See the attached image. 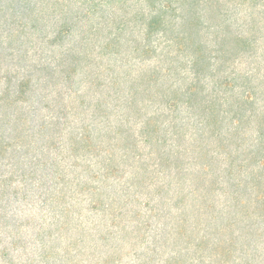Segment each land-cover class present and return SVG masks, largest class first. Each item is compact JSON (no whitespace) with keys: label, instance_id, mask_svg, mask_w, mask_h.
<instances>
[{"label":"trees","instance_id":"obj_1","mask_svg":"<svg viewBox=\"0 0 264 264\" xmlns=\"http://www.w3.org/2000/svg\"><path fill=\"white\" fill-rule=\"evenodd\" d=\"M76 1L89 6L75 9L73 3H77L73 0H0V24L13 25L9 27L20 36H26L27 30L43 33L41 24L47 15L59 16L60 23L52 34L45 32L41 38L52 47L65 48L49 72L21 63L16 76L8 72L0 78L6 82L0 90V158L8 157L12 167H20L21 163L26 165L21 159L31 154L28 165L34 170L31 173L29 169L30 177L37 175L42 166L51 167L41 175L52 181L46 199L49 216L36 231L39 244L33 254L35 261L116 264L117 253H105L104 246L114 242V230L130 213L131 219L137 218V225L126 233H139L137 239L145 238L147 223L150 218L160 217V207L164 205L161 194L165 186L160 183L164 168L171 169L179 187V197L174 198L184 206L176 217L178 241L185 238L187 245L193 244L194 230L205 215H211L209 209L215 208L222 216L228 215L233 225L243 224L241 231L233 234V241V235L228 233L230 238L223 239L228 229L225 222L212 231L199 229L202 237L195 243L196 248L220 249L222 241H226L228 247L239 242L245 246L243 249H249L246 241L249 244L253 238L263 239L264 0H142L137 3L144 6L131 17L124 12L121 17L109 19L97 16L107 0ZM114 2L124 5L127 0ZM232 4L247 5L250 10L243 30L236 29L235 22L230 21L228 7ZM104 20L109 22L103 24ZM103 28L108 36L100 45L102 53L97 55H122L113 89L107 88L106 93L97 80L104 71L117 70L109 66L101 69L91 53L92 41L100 38ZM74 34L79 36L76 50L74 46H64L67 37ZM136 34L141 36L136 38ZM131 57L140 63L154 60L156 64L132 76L130 69L124 70ZM14 60L22 61L19 56ZM89 67L92 69L86 73L94 79L89 84L95 90L75 94L76 100L79 98L78 111L75 102L64 99V93L55 97L42 95L36 103L33 100L41 85L53 86L56 78L71 80L73 73L85 72ZM36 73L41 75L36 77ZM126 77L130 78L129 87H124ZM41 80L46 83L41 84ZM100 88L96 98L94 94ZM90 93L97 101L94 105L85 102ZM123 94L124 119L116 126L105 119L107 124L96 129L92 125L96 116L108 113L106 100H118ZM89 112L93 115L90 122L73 126L72 118ZM64 140L69 154L60 150H67ZM70 158L75 161L68 169L66 161ZM76 160L84 162V167H79ZM191 166L200 169L190 171ZM126 167H132L129 177ZM15 172L10 177L0 176L6 187L14 181ZM27 176L28 169L24 168L18 175L24 188L18 191L28 192ZM110 181H122L123 194L127 195H107ZM33 182L37 184V179ZM135 186L155 187L153 195L149 193L143 203L151 215L142 222L140 209L133 212L128 208L127 197ZM156 196L161 199L158 203L154 202ZM218 197L224 199L219 203ZM84 202L88 211L110 217L107 231L97 221L89 222V226L80 221ZM101 240L104 245L98 244ZM0 248L6 264H16L12 258L5 259L9 256L5 254L6 247ZM181 253L171 256L169 264H188L190 253ZM27 261L30 264L32 259L28 256Z\"/></svg>","mask_w":264,"mask_h":264},{"label":"rangeland","instance_id":"obj_2","mask_svg":"<svg viewBox=\"0 0 264 264\" xmlns=\"http://www.w3.org/2000/svg\"><path fill=\"white\" fill-rule=\"evenodd\" d=\"M73 1L77 3V5L73 3V7L75 9H77V7L84 8L89 6L82 4L83 2H78L76 0ZM114 1L115 0H107L108 3L103 5V7H100L101 10L98 11L97 16L109 19L110 17H114L116 15L121 17L120 15H123L125 12V14L127 13V17H131L134 11H138L140 7L144 6V4L141 2L137 3L142 0H127L124 5H118ZM228 8L230 21L235 22L234 27L236 29L238 27L243 30V28H245L244 24L248 21V15L250 14V10H247V5L236 6L235 4H232ZM81 11H83V9H81ZM58 21H60L59 16H50V14H48L47 20L41 24V26L44 28L43 33H35L27 30L25 31V33H29L26 34V36L25 34L20 36L14 30L15 28L9 27L13 25H9L7 27L4 24H0V78L8 75L6 74L8 72L11 73L10 75L16 76V72L19 70L21 63H23L24 65L30 64L29 66L36 65L37 69H40L41 67L46 68L48 72L49 67L54 68L63 55L61 51H65V48L59 46L52 47L41 37L45 35V32L48 34H52V31H54L60 23ZM0 22H2V19H0ZM107 22L109 21L104 20L103 24H106ZM45 23L46 27L43 26ZM103 30L104 31H101V35L98 40L96 38L93 39L91 45L93 52L91 51V53L94 56L95 62L98 63V67H100L101 69L109 66L111 69L117 70V72H108L103 70L104 73L100 76V80H97V82H101L103 84L102 91L106 93V90L109 89V91H111L113 89V78L116 76L122 66V55H97L98 52H101L100 47L104 45L105 37L108 36L107 30H105L104 28ZM10 33H12V35L10 38H8V35ZM128 34L129 31L125 33V35ZM140 36L141 34L135 35L136 38H139ZM78 39L79 36L77 34L70 35L67 37L64 46H74L76 50V47L78 46L77 44L79 42H77ZM13 53L14 55H12ZM14 56H19L22 61L18 63L15 60L13 61ZM13 62H15L17 66H15ZM155 64L156 61L154 60L140 63L139 60H135V58L131 57L128 59L127 67L124 66V70L126 71L127 69H130V74L132 76L140 75L145 71L151 70L155 66ZM90 69L92 68H86L85 72L79 71L77 72V74L73 73V78L71 80L65 78L59 80V78H56L54 82L55 85L53 86L50 85L48 87H45V84L41 85L40 88L42 89L38 87L39 90L37 89L38 91H36L33 100L36 103L37 101H40L42 95L55 97L57 96V94L59 95V93H64V99L66 101H70L71 103L75 102L78 111V109L80 108L79 98L76 100L75 94L78 92V96H81L82 92L84 93L86 90L90 92L91 90H95L92 89L89 84L92 76H88V74L86 73V71H90ZM20 72V76H22L23 71ZM126 74H128V72H126ZM39 75H41V73H36V77H38ZM65 75H69V73ZM104 79H107V82ZM93 80L94 79H92V81ZM43 81L44 83H46L45 80ZM43 81L41 80L40 83L42 84ZM123 81L124 87H129L130 78L126 77V79H124ZM34 83L38 84L37 80H35ZM13 84H16V81H14ZM5 85V79H2L0 81V90L3 89ZM100 93L101 88L94 94L95 97L98 98ZM70 94H72V96ZM125 94L121 95V97L119 96L118 100H106L108 105L107 109H109L107 110L108 113L101 112L102 114L96 116L95 122L92 123V125H94L96 129H101L105 126V124H107L105 119H109L110 124H112L111 126L118 125L124 119V112L126 111ZM85 102L93 103L94 105V103L97 101L91 98L90 93ZM114 105L117 106L114 107ZM152 109L153 107L151 108V111ZM92 116L93 115L91 112L84 115L78 114L75 120L73 118L71 119L73 121L72 124L73 126L81 127V125H83L84 123H88V121L90 122ZM64 146L67 148V150H65L63 147L60 150L67 151V153L69 154V145L65 140ZM144 151L146 152L147 149H144ZM32 158L33 156L31 154L26 155L24 159H21L26 163V165L21 163L20 167H17V165L15 167H12L8 157H6V159L4 157L0 158V176L4 175V177H10L13 171H17L14 173V181L8 187L4 185L1 180L2 178H0V247L1 245L3 249L4 247H6L7 253L5 254H9V256L7 255L5 259L12 258L16 264H28V256L32 259V261H30V264H53L51 260H49L50 262L44 261L42 263H37L35 261L36 257H33L34 252H37L38 250L37 246L39 244V242L36 241V239L38 238V233L36 231H38V226L42 224L43 221L45 223L46 215H48L49 213V202H46V199L49 195L52 178L46 177L43 179V177H41L42 174L45 175L46 173H48L51 168L43 166L40 167L37 175H31L30 177L29 171L31 170L32 173L34 167H30L28 164ZM16 159L18 160L17 157ZM16 159H14V161H16ZM74 161L75 160L72 158L66 161V163L68 164V169H71V167H69L70 163L72 165L74 164ZM76 161H78V164L80 165L79 167H84V162H82L81 160ZM24 168L28 169L27 184L29 190L27 193L18 191V189L24 188V183L20 182L21 179L18 177V175L22 173ZM131 168L132 167H126V177L130 176V172L128 171ZM188 168L190 169V171L193 170L194 172H196L197 169H200L196 166H191ZM133 169H136V167H133ZM218 169H225V167H218ZM75 171H81V169H76ZM170 171L171 169L164 168L163 173L160 175V183L165 186L161 194V196L163 197L162 200L164 202V205H161L160 207V217L150 218V221L147 223V225H149V227H147L149 230L146 232L145 238L137 239L139 233H133L131 235L126 233V231H133V227L137 225V218L131 219L132 213H130V216L126 220L118 224L119 227L117 229H112L117 232V238H115L117 240L115 241L114 239L112 240L114 241L113 243L105 245L103 251H105V253L108 250L115 251L117 253L116 264H169L171 256L177 254L178 252H182L181 254L184 255L187 252L190 253L188 264H264V238H253V240L249 244L248 241H246L245 245H250L249 249H243L245 246H242V243L240 244L239 242L235 243L234 246L228 247L229 245L226 243V241H222V246L220 249L216 248V246H209L207 250L202 249L201 246L196 248L197 246L195 245V243L197 244L200 237H202V234H200L199 236V229L201 231L204 229H209L210 231H212L215 227L219 226L221 222H225L228 229L224 231V240L229 239L231 235H235L241 231V227L243 224L234 223L233 225L228 215L222 216L223 214H220L219 208H215L214 210L209 209L211 215H209L208 217L207 215H205L204 220L194 230L196 236L192 242L193 244L187 245V243H185V238H183V240L181 241H178L175 235V227L177 221L176 217L177 214L182 211L184 206H181L182 204H177L176 198H174L179 197L177 192V189L179 187L176 185ZM35 179H37V184L33 182ZM109 185L110 188L108 189L107 195H127L123 194L124 184L122 181H110ZM154 188L155 187H149L147 189H143V187L135 186V188H132L131 193L127 197V199L129 200V210L134 212L140 209V211L142 212L139 222L147 220L151 215L146 208H143V205H145L143 203H145L146 197L149 193L150 195H153V193L155 192ZM135 191H137L136 194ZM158 197L159 196L155 197V203L161 201V199H159ZM222 199L224 198L218 197V202L220 203ZM82 205L84 208H82L83 215L80 221H84L83 223L86 222L88 226L90 225L89 222L92 223L93 221H97L102 230L105 231L107 229V226L111 222L109 221L110 217H105L102 215V213H92L88 211L86 202H84ZM108 229L111 228L108 227ZM261 229L263 228L261 227ZM227 233L230 236L227 235ZM234 235L232 236L233 241H235L236 239ZM46 238L47 237L43 239L47 240ZM10 242L14 244L12 245L10 244ZM98 244L104 245L102 240L98 241ZM112 246H114L115 248H113ZM253 247H256L257 250H253ZM181 248H184V250L180 251ZM1 250L2 248H0V251ZM0 264H6V260L1 257V254Z\"/></svg>","mask_w":264,"mask_h":264}]
</instances>
